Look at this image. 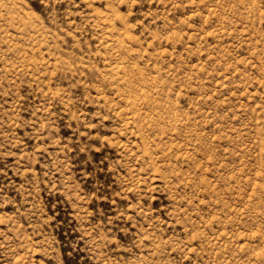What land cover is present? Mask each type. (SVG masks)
I'll list each match as a JSON object with an SVG mask.
<instances>
[{
    "label": "rangeland",
    "instance_id": "obj_1",
    "mask_svg": "<svg viewBox=\"0 0 264 264\" xmlns=\"http://www.w3.org/2000/svg\"><path fill=\"white\" fill-rule=\"evenodd\" d=\"M0 264H264V0H0Z\"/></svg>",
    "mask_w": 264,
    "mask_h": 264
}]
</instances>
